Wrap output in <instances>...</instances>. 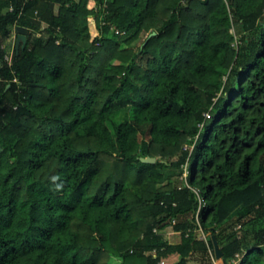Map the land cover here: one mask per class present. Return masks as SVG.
<instances>
[{"label": "trees", "instance_id": "obj_1", "mask_svg": "<svg viewBox=\"0 0 264 264\" xmlns=\"http://www.w3.org/2000/svg\"><path fill=\"white\" fill-rule=\"evenodd\" d=\"M212 235L264 264V0H0V264H215Z\"/></svg>", "mask_w": 264, "mask_h": 264}, {"label": "water", "instance_id": "obj_2", "mask_svg": "<svg viewBox=\"0 0 264 264\" xmlns=\"http://www.w3.org/2000/svg\"><path fill=\"white\" fill-rule=\"evenodd\" d=\"M16 31H17V35L15 38V49H16V52H18L21 41H22L21 46H23L25 41H26V33H27L28 29L25 26L17 25ZM153 33L154 32H152L151 34H153ZM141 159L144 161H147V162H154L156 160V157L147 155V156H142ZM212 238H213V242H214L215 256L217 258H221L222 262H225V259L222 257V251H221V249L217 243L215 236L212 235Z\"/></svg>", "mask_w": 264, "mask_h": 264}, {"label": "rangeland", "instance_id": "obj_3", "mask_svg": "<svg viewBox=\"0 0 264 264\" xmlns=\"http://www.w3.org/2000/svg\"><path fill=\"white\" fill-rule=\"evenodd\" d=\"M16 35H17V31H15V29H12L10 31V34H9V38H8V41H14L15 38H16ZM5 45V43H4ZM5 57L9 58L10 56L7 54ZM186 170H188V168L186 169L184 167V173L186 172ZM187 173V172H186ZM182 175V174H181ZM181 175H180V178H181ZM184 175V174H183ZM165 236L166 238H168L171 242H175V240H178V236H179V233L177 234L176 231H174L172 229V227L169 225V226H166L165 227ZM120 261H121V258H119L118 256H115V257H111V260H110V263L111 264H120ZM170 262L174 261L173 259H169ZM214 261L216 264H219V262H222V259L221 258H218V259H214L212 260ZM235 262V261H234ZM238 260H236L235 264H237ZM188 264H196L195 261H189Z\"/></svg>", "mask_w": 264, "mask_h": 264}, {"label": "built area", "instance_id": "obj_4", "mask_svg": "<svg viewBox=\"0 0 264 264\" xmlns=\"http://www.w3.org/2000/svg\"><path fill=\"white\" fill-rule=\"evenodd\" d=\"M10 9H11V7H10ZM184 167L187 169L188 168L187 164H185ZM186 172L184 173V169H183L181 178L184 179V181L187 184V186H189L192 190H194L196 192V196H197V200H198V205H197V207L195 209V212L193 213V218H194V220L196 221V224H197V226L194 229V233H196L197 234L196 236H198L199 238H205L206 234L204 233L201 225L198 223L200 210H201L202 206H204V202H203L201 196L199 195V192H198L197 188L187 182L188 170H186ZM154 230H156V229H154ZM160 263L161 264L164 263V260H161Z\"/></svg>", "mask_w": 264, "mask_h": 264}, {"label": "clouds", "instance_id": "obj_5", "mask_svg": "<svg viewBox=\"0 0 264 264\" xmlns=\"http://www.w3.org/2000/svg\"><path fill=\"white\" fill-rule=\"evenodd\" d=\"M188 175H189V169H188ZM188 175H187V177H188Z\"/></svg>", "mask_w": 264, "mask_h": 264}, {"label": "crops", "instance_id": "obj_6", "mask_svg": "<svg viewBox=\"0 0 264 264\" xmlns=\"http://www.w3.org/2000/svg\"><path fill=\"white\" fill-rule=\"evenodd\" d=\"M178 234V233H177ZM178 238H179V236H178Z\"/></svg>", "mask_w": 264, "mask_h": 264}]
</instances>
